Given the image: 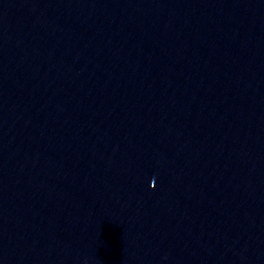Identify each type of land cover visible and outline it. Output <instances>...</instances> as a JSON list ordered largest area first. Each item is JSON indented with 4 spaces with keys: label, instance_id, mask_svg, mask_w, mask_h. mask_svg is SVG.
<instances>
[{
    "label": "water",
    "instance_id": "obj_1",
    "mask_svg": "<svg viewBox=\"0 0 264 264\" xmlns=\"http://www.w3.org/2000/svg\"><path fill=\"white\" fill-rule=\"evenodd\" d=\"M0 264H264V0H0Z\"/></svg>",
    "mask_w": 264,
    "mask_h": 264
}]
</instances>
